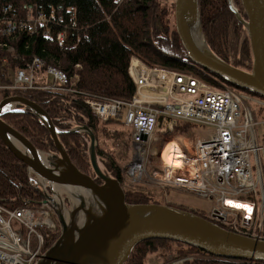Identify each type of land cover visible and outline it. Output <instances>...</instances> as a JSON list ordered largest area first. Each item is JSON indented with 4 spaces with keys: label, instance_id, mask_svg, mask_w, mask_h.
<instances>
[{
    "label": "trees",
    "instance_id": "1",
    "mask_svg": "<svg viewBox=\"0 0 264 264\" xmlns=\"http://www.w3.org/2000/svg\"><path fill=\"white\" fill-rule=\"evenodd\" d=\"M232 3L245 19L239 0H232ZM198 5L202 32L209 49L227 64L250 72L252 54L249 39L229 11L227 0H198ZM5 8H10L7 13L3 12ZM12 15L15 16L16 29L10 35H3ZM38 15L45 21L37 22ZM171 16L173 8L161 7L158 0H0V58L5 57L8 61L7 66L0 70V83H10L11 74L27 68L33 57L44 60L47 66L60 69L70 77L78 75V81L72 87L43 90L41 87L47 84L39 79L42 72H38L34 77L35 88L1 92L0 100L10 96L27 98L41 106L61 131L77 126L90 129L96 137L98 165L124 188L127 204L171 206L161 203L155 197V190L137 184L125 185L122 163L131 156L130 132L117 120H98L85 100L129 102L135 93L134 80L128 73L132 57L148 67L189 74L213 88H229L264 100L193 64L181 45ZM61 34L62 40L59 39ZM2 120L38 150L55 153L49 133L28 112L7 114ZM179 125L182 126L181 123ZM159 130L172 133V121L166 119ZM58 139L78 170L101 184L91 169L89 137L76 133L61 134ZM41 202V195L29 184L26 166L16 160L0 141V206L10 210L33 209ZM188 211L204 217L201 211ZM245 235L255 237L250 231ZM258 237L264 240V220ZM48 247L49 244L43 252ZM169 253L180 258H192L183 264H264L217 258L197 248L167 240L139 243L124 264H146L150 255L165 256Z\"/></svg>",
    "mask_w": 264,
    "mask_h": 264
},
{
    "label": "built area",
    "instance_id": "2",
    "mask_svg": "<svg viewBox=\"0 0 264 264\" xmlns=\"http://www.w3.org/2000/svg\"><path fill=\"white\" fill-rule=\"evenodd\" d=\"M14 20L12 15L3 35L14 33ZM36 21L45 20L38 15ZM7 64V58L1 57L0 70ZM38 72H42L40 80L52 78L43 90H63L78 81L77 74L70 77L33 57L27 68L14 72L10 83H0V93L35 88ZM128 73L135 83L129 102L85 100L98 120H117L130 132L131 156L122 173L124 182L155 186L162 193H191L213 205L209 214L204 213L207 220L234 233L250 231L259 238L264 220V144L256 131L257 126H264V101L229 88H213L189 74L148 67L135 57L129 61ZM166 119L172 121V133L158 131ZM198 126L210 129L205 139L191 136ZM171 142L181 152L177 169L162 160ZM158 161L161 167L148 169ZM60 232L50 204L14 210L0 206V264H35L49 244L47 237L56 240ZM191 259L177 258L167 264Z\"/></svg>",
    "mask_w": 264,
    "mask_h": 264
},
{
    "label": "water",
    "instance_id": "3",
    "mask_svg": "<svg viewBox=\"0 0 264 264\" xmlns=\"http://www.w3.org/2000/svg\"><path fill=\"white\" fill-rule=\"evenodd\" d=\"M245 19L227 0L229 11L249 39L252 68L237 69L209 49L200 23L198 0H175L174 26L191 62L224 82L264 98V0H239ZM196 23L203 47L194 43L188 22ZM21 106V109L18 107ZM28 112L45 127L55 153L38 150L6 124L2 117ZM83 133L90 139L88 154L97 183L71 162L58 139ZM0 141L27 168L29 184L50 204L61 228L59 237H47L49 248L35 264H124L135 246L146 240H167L197 248L217 258L264 262V240L228 231L204 217L176 207L127 204L118 180L97 162L96 137L86 126L61 131L41 106L21 96L0 100Z\"/></svg>",
    "mask_w": 264,
    "mask_h": 264
},
{
    "label": "rangeland",
    "instance_id": "4",
    "mask_svg": "<svg viewBox=\"0 0 264 264\" xmlns=\"http://www.w3.org/2000/svg\"><path fill=\"white\" fill-rule=\"evenodd\" d=\"M159 5L161 7H166L168 9H172L173 8V17L171 16L170 20H174V3L175 0H158ZM171 20V21H172ZM175 27V26H174ZM11 78H14V73L11 74ZM45 84L50 85L52 83V78L45 76ZM255 99L264 101L262 99H259L257 97H254ZM196 129L193 130L191 136H199L202 139L206 138V133L208 131H210L209 128L207 127H195ZM257 136L259 138L260 143L264 144V126L263 125H259L257 126ZM173 142L169 143V145H171ZM167 146V147H168ZM130 149V148H129ZM130 158L126 159L125 161H123L122 163V173L124 170V166L126 165L127 161H129ZM156 162V161H153ZM151 164H154V163ZM165 162V161H164ZM150 164V165H151ZM148 167L149 170H154V167H161L160 166V161L157 162V164H155L154 166L151 165V167ZM130 185V183H126L125 185ZM141 187H144L145 189L148 190H155V197L161 202V203H165V204H169L171 205V207H183L185 209L188 210H198L201 211L205 214H209L210 211L212 210V204L204 199H201L191 193H186V192H180V191H172V190H166V192H161L158 188H156L155 186H151V185H146V184H137ZM124 189V188H123ZM165 193L167 195V197H165ZM180 209V208H179ZM190 212V211H189ZM160 255V254H159ZM180 258L177 257L176 254L174 253H169L165 256H156V255H150L149 257H147L146 260V264H167L169 262L174 261L175 259Z\"/></svg>",
    "mask_w": 264,
    "mask_h": 264
},
{
    "label": "bare ground",
    "instance_id": "5",
    "mask_svg": "<svg viewBox=\"0 0 264 264\" xmlns=\"http://www.w3.org/2000/svg\"><path fill=\"white\" fill-rule=\"evenodd\" d=\"M188 26L190 29V35L194 41V43L198 46L199 49H202L203 43L201 36L199 35L198 27L196 23H192L191 20L188 22ZM168 146V145H167ZM165 147L162 152V160L164 163L172 169H177L180 166V162L178 158L181 156V152L178 146L173 142L168 147Z\"/></svg>",
    "mask_w": 264,
    "mask_h": 264
},
{
    "label": "snow or ice",
    "instance_id": "6",
    "mask_svg": "<svg viewBox=\"0 0 264 264\" xmlns=\"http://www.w3.org/2000/svg\"><path fill=\"white\" fill-rule=\"evenodd\" d=\"M234 206H236V207H247L245 205H234Z\"/></svg>",
    "mask_w": 264,
    "mask_h": 264
},
{
    "label": "flooded vegetation",
    "instance_id": "7",
    "mask_svg": "<svg viewBox=\"0 0 264 264\" xmlns=\"http://www.w3.org/2000/svg\"><path fill=\"white\" fill-rule=\"evenodd\" d=\"M74 134H76V133H74Z\"/></svg>",
    "mask_w": 264,
    "mask_h": 264
}]
</instances>
